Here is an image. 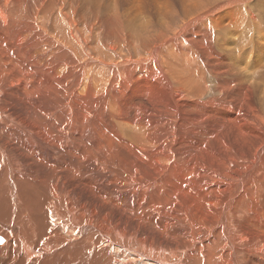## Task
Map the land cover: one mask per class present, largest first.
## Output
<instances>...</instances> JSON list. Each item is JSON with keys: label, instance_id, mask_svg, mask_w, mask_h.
I'll return each instance as SVG.
<instances>
[{"label": "bare ground", "instance_id": "obj_1", "mask_svg": "<svg viewBox=\"0 0 264 264\" xmlns=\"http://www.w3.org/2000/svg\"><path fill=\"white\" fill-rule=\"evenodd\" d=\"M178 1L0 0V264H264L260 23Z\"/></svg>", "mask_w": 264, "mask_h": 264}, {"label": "rangeland", "instance_id": "obj_2", "mask_svg": "<svg viewBox=\"0 0 264 264\" xmlns=\"http://www.w3.org/2000/svg\"><path fill=\"white\" fill-rule=\"evenodd\" d=\"M178 2H181L180 0L178 1ZM256 4V5H255ZM245 6H247V7H245V8H243L244 10H246V11H244V14H245V16L249 13L250 14V12L248 11V9H249V7L248 6H250V8H252L251 6H253V8H252V13H254V15H255V17H256V19H258V23H260L259 25L258 24H256L257 23V20H253L252 21V19H251V14L250 15H247L246 17V19L245 20H243V17H242V22H241V24H242V28H240L241 29V31L240 32H237V31H232V33H231V31L230 30H226V31H230V34H228L227 35V40H229L230 39V37H233L234 35L235 36H237V39L238 40H240V41H242V42H244L245 44H249L250 45V48H254V51H256V52H253L251 55H250V58H251V63H253V62H255V63H257V64H259V66H257V67H260L261 65H262V62L259 60V57H260V55H262V50H261V48L264 46L263 45V40H264V38H261V36L264 34V0H249V4L247 5V4H245ZM258 6V7H257ZM255 9V10H254ZM251 10V9H250ZM185 12V10L181 7V6H179L178 7V13L176 14L177 16L176 17H173V22L175 21L177 24H181L182 23V20H183V13ZM258 12H260V14L258 13ZM247 13V14H246ZM262 13V14H261ZM259 14V16H257ZM126 15H128L127 13H126ZM263 16L262 18H261V16ZM91 16V15H90ZM154 16V15H153ZM241 16H242V13H241ZM93 17V19H95L96 17H97V14H95V15H93V16H91V18ZM121 17H122V19L121 18H119V20L121 21V22H123V23H125L126 22V17H125V15H121ZM249 17V18H248ZM258 17V18H257ZM260 18L261 19H263V20H261L260 21ZM154 20L155 21H159L158 20V18L156 17V16H154ZM229 20V17H225V21L227 22ZM247 21H249V22H247ZM256 21V22H255ZM244 22V23H243ZM252 22V23H251ZM175 23V24H176ZM255 23V24H254ZM262 23V24H261ZM174 24V25H175ZM252 24H254V25H252ZM135 25H137V24H135ZM250 25V26H249ZM77 26V28H80L81 26H82V22L81 21H79V23L76 25ZM258 26V27H257ZM176 28V27H175ZM249 29V30H248ZM157 31H162V32H165V33H169V30L168 29H166V28H162V27H160L158 24H152L149 28H148V30L147 31H145V32H148L149 33V35H150V37H156V35L157 34H162V33H159V32H157ZM245 31H246V33H245ZM250 31V32H249ZM124 32H126L127 33V24L124 26ZM236 32V33H235ZM252 32H254V33H252ZM248 33L250 34V35H248ZM128 34H129V36H130V32H128ZM253 34H254V36H253ZM231 35H233V36H231ZM243 35V36H242ZM252 35V36H251ZM240 36H242V37H244V36H247L248 38V40H244V39H242ZM249 36H251L252 37V39H250L251 37H249ZM129 37H127L126 38V41H128V42H131V40H129L128 39ZM229 38V39H228ZM261 38V39H260ZM89 39H91V37L89 38ZM254 39H256L255 40V42H254ZM251 42H253L252 43V45H251ZM221 43V42H220ZM220 43H217V44H220ZM81 44H82V48H83V50L84 49H88L89 50V48H90V45H91V42L90 41H88L87 43L85 42V40H82L81 41ZM8 47L9 48H14V45L12 44V43H9L8 44ZM124 50H125V54H126V56H129V55H135L134 53H133V51H132V48H124ZM245 50V49H244ZM243 50V51H244ZM242 51V52H243ZM105 52L106 53H109L110 52V49L109 48H106L105 49ZM142 54H143V51L141 52ZM214 59H217V60H219L220 61V63H222L224 66H221L220 65V68L219 69H221L222 67H229V66H234V67H236V68H238V69H240L241 70V68L239 67V66H236V65H234V64H229V63H227V64H224L223 63V56L219 53V51H216V53L214 54ZM252 60H254L253 62H252ZM241 62H243V61H241ZM244 63V62H243ZM254 65V64H253ZM253 69V68H252ZM251 69V70H252ZM99 71V70H98ZM235 74H237L235 71H231L228 75H231V76H235ZM246 74V73H245ZM247 75V77H248V81H249V85H252V84H254V85H257V86H260L261 85V80H260V82H258L257 80H250V75L249 74H246ZM92 76V73L91 72H87L86 74H85V77H86V79H88V78H90ZM38 78L42 81V82H46L48 79H47V77H46V75L43 73V72H40L39 74H38ZM232 83L236 86V87H238V84H237V80L236 79H232ZM142 85V83H139V84H134L133 85V87L131 88V90L129 91V93H128V97H127V99H126V103L128 104V106H133V105H135L136 103H138V102H142V103H146L147 102V98L140 92V86ZM157 88L158 89H160V87H159V85H157ZM262 90L261 89H258L257 90V92L258 93H260ZM221 116L222 117H229L230 115H229V113H227V111H223L222 113H221ZM0 244H2V243H0ZM36 264H63V262H62V260H60V259H56V258H52V259H50V260H44V261H42V260H40V259H38L37 260V263Z\"/></svg>", "mask_w": 264, "mask_h": 264}]
</instances>
